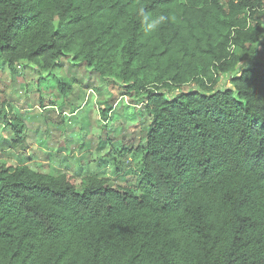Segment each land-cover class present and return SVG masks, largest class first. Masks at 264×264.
I'll return each instance as SVG.
<instances>
[{
  "label": "trees",
  "instance_id": "16d2710c",
  "mask_svg": "<svg viewBox=\"0 0 264 264\" xmlns=\"http://www.w3.org/2000/svg\"><path fill=\"white\" fill-rule=\"evenodd\" d=\"M66 57L142 98L140 194L1 166L0 264H264V0H0V68Z\"/></svg>",
  "mask_w": 264,
  "mask_h": 264
},
{
  "label": "rangeland",
  "instance_id": "374dc122",
  "mask_svg": "<svg viewBox=\"0 0 264 264\" xmlns=\"http://www.w3.org/2000/svg\"><path fill=\"white\" fill-rule=\"evenodd\" d=\"M252 58L241 62L237 72ZM229 80L222 76L216 90L231 88ZM62 81L71 86L66 97L58 88ZM190 91H196L193 83L164 93L174 98ZM8 109L25 125L22 144L15 143L3 121ZM0 110V167L25 165L42 174L64 173L77 190L82 178L97 175L111 187L140 194V159L150 116L142 98L126 95L113 79L101 78L70 57L49 73L27 62L14 73L1 67Z\"/></svg>",
  "mask_w": 264,
  "mask_h": 264
},
{
  "label": "clouds",
  "instance_id": "9594fccd",
  "mask_svg": "<svg viewBox=\"0 0 264 264\" xmlns=\"http://www.w3.org/2000/svg\"><path fill=\"white\" fill-rule=\"evenodd\" d=\"M141 16L143 18L142 22H147L149 20V16L146 15L141 9ZM170 20V17L165 14H159L158 16L153 18V22L147 25L146 30H155L167 23Z\"/></svg>",
  "mask_w": 264,
  "mask_h": 264
}]
</instances>
